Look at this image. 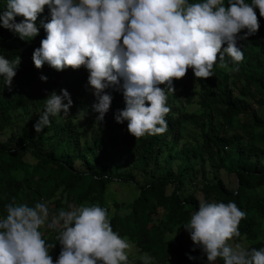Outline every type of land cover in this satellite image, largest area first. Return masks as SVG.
I'll list each match as a JSON object with an SVG mask.
<instances>
[{"label":"trees","instance_id":"trees-1","mask_svg":"<svg viewBox=\"0 0 264 264\" xmlns=\"http://www.w3.org/2000/svg\"><path fill=\"white\" fill-rule=\"evenodd\" d=\"M5 5L6 0H0V13ZM255 11L260 28L240 42L244 59L239 71L228 73L215 65L212 77L198 80L188 69L185 77L173 80L175 92L168 94V130L139 139L128 133L127 121H115L125 102L122 92L112 88L106 89L112 96L110 109L100 121L108 133L84 139L99 115L92 111L96 97L88 84L89 71L84 66L57 71L47 63L37 69L32 60L46 37L41 21L51 19L47 6L36 21L39 34L31 40L0 26V56L20 58L11 90L0 77V217L6 216L4 205L12 197L29 206L47 202L51 212L99 204L109 209L113 230L154 263L207 264L200 249L192 250L182 225L201 200L234 201L247 215L233 241L245 238V248L264 247V117L253 107L264 106V18ZM22 19L16 17V22ZM226 62L233 67L230 58ZM231 75L243 81H229ZM61 89L73 101L69 115L50 116V127L36 133L33 125L45 110V100ZM195 95L196 104L206 111L197 114L181 104L193 103ZM235 119L242 125L240 132L232 133ZM222 173L233 178V186ZM119 183L131 185L135 196L116 197ZM41 231L55 244L50 254L55 262L61 250L58 233ZM186 253L197 259H188ZM129 263L142 264L141 258H129Z\"/></svg>","mask_w":264,"mask_h":264},{"label":"clouds","instance_id":"clouds-1","mask_svg":"<svg viewBox=\"0 0 264 264\" xmlns=\"http://www.w3.org/2000/svg\"><path fill=\"white\" fill-rule=\"evenodd\" d=\"M45 6L51 19L41 21L46 37L33 52L35 67L47 63L63 71L84 66L95 90L92 111L99 114L98 121L111 106L106 89L121 91L125 107L114 119L127 121V131L136 139L168 130V94L175 92L173 80L185 77L188 69L198 80L212 77L217 63L225 71H239L244 59L240 42L260 28L255 10L264 18V0H6L0 26L31 40L39 34L36 21ZM16 17L23 19L16 22ZM19 64V57L10 61L0 56V77L9 90ZM72 105L66 89L53 91L33 125L35 132L50 127V116L69 115ZM4 208L0 264H129L130 242L113 230L107 207L69 205L51 212L47 202L29 206L12 197ZM246 215L234 201L201 200L182 227L190 235L192 250L200 249L207 264H264V247L231 243L240 236L239 224ZM41 229L58 233L61 250L55 262L49 254L55 244L43 238ZM141 262L154 264V258L145 253Z\"/></svg>","mask_w":264,"mask_h":264},{"label":"rangeland","instance_id":"rangeland-1","mask_svg":"<svg viewBox=\"0 0 264 264\" xmlns=\"http://www.w3.org/2000/svg\"><path fill=\"white\" fill-rule=\"evenodd\" d=\"M217 65H218V63H217ZM226 72H228V71H226ZM228 73H230V72H228ZM229 81H236L237 83H240L241 81H243V79L237 78L234 75H231ZM198 97H199L198 95H195L194 99H193V103H191V104H185L184 105L183 102H181V104L185 107L186 110L191 111V112H195L197 114H199L203 111H206L204 108H201L196 104L197 101L199 100ZM171 98H172V96H171ZM253 107L255 108V110L257 111V113L260 117H264V106L254 105ZM241 125H242V123L237 121V119H235L234 120V128H232V130H231L232 133H236L238 131L240 132L239 127ZM107 133H108V131H107L105 125L103 123H101L100 121L96 120V122L94 124H91L88 126V130H87L86 134L84 135V139H88L91 136H94L97 139H100L102 137H105V135ZM125 169L127 170V168H125ZM221 176L224 177V179L228 180L230 186H233V178L232 177H226L224 173H222ZM116 188H117V191L115 193H113V192L112 193L115 194V196L118 197L120 200L132 199L136 194L134 189L129 184H125V183L120 184L119 183ZM110 189H111L110 191H113L112 188H110ZM196 194L199 195V192L197 191ZM64 202H65V196L63 195L62 203H64ZM231 243L233 245L240 244L244 248L248 245V241L245 238H241L239 241H236V242L231 241ZM130 245H131L130 249L127 250L128 256L130 259L133 260V262H136V261H138V259L141 258V256L144 253L138 252V250L136 249V247L134 246L133 243L130 242ZM52 252L53 251L51 250L49 252V254H51ZM129 264H131V263H129ZM154 264H157V263H154Z\"/></svg>","mask_w":264,"mask_h":264}]
</instances>
